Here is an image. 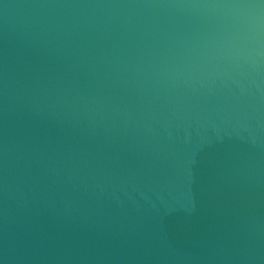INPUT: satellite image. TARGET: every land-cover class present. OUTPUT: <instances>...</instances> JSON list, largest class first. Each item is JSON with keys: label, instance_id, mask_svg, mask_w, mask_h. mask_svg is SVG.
<instances>
[{"label": "water", "instance_id": "1", "mask_svg": "<svg viewBox=\"0 0 264 264\" xmlns=\"http://www.w3.org/2000/svg\"><path fill=\"white\" fill-rule=\"evenodd\" d=\"M0 264H264V0H0Z\"/></svg>", "mask_w": 264, "mask_h": 264}]
</instances>
